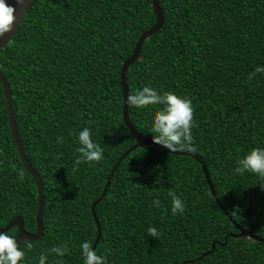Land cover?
<instances>
[{
	"label": "trees",
	"instance_id": "16d2710c",
	"mask_svg": "<svg viewBox=\"0 0 264 264\" xmlns=\"http://www.w3.org/2000/svg\"><path fill=\"white\" fill-rule=\"evenodd\" d=\"M158 4L163 23L127 68L128 95L149 84L191 100L197 151L190 152L204 161L232 219L264 239V178L232 171L247 150L264 147V73L248 78L264 65V0ZM155 20L151 0H32L0 48L19 139L43 184V231L18 243L23 264H36L60 244L67 252L49 254L48 264H81L79 243L94 242L91 204L117 158L135 143L122 118L119 69ZM157 108L128 105L133 126L151 138L150 116ZM85 126L102 158L74 164L76 134ZM169 190L184 201L183 214L169 211ZM36 207L35 180L11 135L0 82V227L21 215L25 229L35 231ZM94 210L101 229L94 250L106 264H264V242L231 235L238 229L189 155L148 144L134 148ZM149 226L157 228V237L147 236ZM5 232L15 237L17 228Z\"/></svg>",
	"mask_w": 264,
	"mask_h": 264
},
{
	"label": "clouds",
	"instance_id": "9594fccd",
	"mask_svg": "<svg viewBox=\"0 0 264 264\" xmlns=\"http://www.w3.org/2000/svg\"><path fill=\"white\" fill-rule=\"evenodd\" d=\"M26 2L28 0H15L14 6L12 3H7L6 0H0V38L13 30V22L17 19L15 13L18 11L16 5H23ZM256 73H264V65H257L248 74V78L251 79ZM126 103L137 109L145 108L148 105H159V108L154 110L150 116V131L154 133L152 140L155 143L169 151L177 149L197 151L193 144V107L189 98L180 96L173 91L158 92L156 88L145 84L127 95ZM56 141L57 143L62 142V137L57 136ZM75 144L74 151L77 155H75L74 164L80 162L91 164L102 158L103 149L92 139L89 127H82L78 131ZM232 171L235 174L252 173L264 178V147H251L236 159ZM17 179H23V173H19ZM168 196L170 197L169 211L171 214H183L184 201L171 190H169ZM152 203L155 207L160 206L158 199H154ZM145 231L150 237L155 238L159 235L154 226L147 227ZM79 250L81 264H106L105 256L97 254V251L91 247V241H81ZM66 252L67 248L63 244L54 245L47 250L48 254L41 253L39 255L36 264H48L49 254L62 257ZM23 257L24 251L18 246L16 238L5 231H0V264H23Z\"/></svg>",
	"mask_w": 264,
	"mask_h": 264
},
{
	"label": "water",
	"instance_id": "95a60500",
	"mask_svg": "<svg viewBox=\"0 0 264 264\" xmlns=\"http://www.w3.org/2000/svg\"><path fill=\"white\" fill-rule=\"evenodd\" d=\"M31 1L32 0H28V2H26V4H23V5H16L18 11H17V13H15L17 19L13 22V30L9 33H6L3 38H0V48L4 47L5 44H7L10 41L13 33L16 31L21 20L23 19ZM6 2L12 3L15 6V0H6ZM151 6H152V10L154 11V13L156 15L155 22L149 28L143 30L140 33V35L138 36V38L136 39V41L134 43L133 50H132L131 54L122 62L121 67L119 69V79H120V85L122 88V118H123V121H124V124H125L127 130L135 138V143L130 145L117 158V160L115 161L114 165L112 166V168H111V170L107 176V179L105 181V184L103 186L101 194L91 204V214H92L94 221H95V224H96V237H95V240L92 243L91 247L94 249L96 244L98 243L99 237H100V230H101L99 222H98L96 214H95L94 208H95V205L104 196L106 189H107V187L111 181V178L113 176L115 168L120 163V160L123 157H125L131 150H133L134 148H136L138 146H144L147 144L157 146L160 149L166 150V151L174 153V154L189 155V156L193 157L194 159H196L201 165L202 172H203L204 177L208 183L210 192H211L216 204L225 213V215L231 220V222L235 225V227L238 229L237 233H232L231 235L235 236V237H239V236L253 237L255 239H258V240H261L264 242L263 238L248 232L244 227H242L234 219H232L231 215L228 213V211L225 209V207L221 204V202H220V200H219V198H218V196L214 190V187H213V184L211 182L209 173L206 169L205 163L198 155H196L190 151L180 150V149H177L175 151H169L165 147L155 143L151 137H148V136L140 133L133 126V124L131 123V121L129 119L128 104L126 103V96L128 95V87H127V83H126L127 68L130 64H132L138 58L143 41L145 39H147L152 33L157 31L163 23V14H162V11H161L160 6L158 4V0H151ZM0 82H1L2 87H3V93H4V97H5V104H6V111H7V118H8V123H9L10 131H11V135H12L14 143L16 145L20 160H21L24 168L26 169V171L34 178L35 184H36V190H37V207H36V213H35V231L31 232V231H28L27 229H25L24 221H23V218L21 215L13 216L3 227H0V231H7L11 227H16L17 232H16L15 238H16L17 243H19L21 241H32V240L38 239L41 236V233L43 231V223H42V212H43V205H44L43 184H42V180H41L37 170L29 163V161H28V159L24 153V150L22 148V145H21V142L19 139V135L17 132L15 119H14V113H13V107H12V95H11V92L9 89V85H8L3 73L1 72V70H0ZM226 241H227V239H225L223 244H225ZM212 250H214V243H212V247H211L210 251H212ZM202 255L198 256L196 259L201 258Z\"/></svg>",
	"mask_w": 264,
	"mask_h": 264
}]
</instances>
